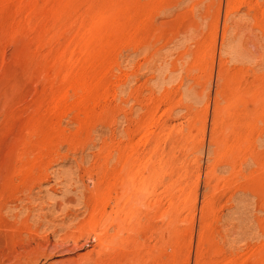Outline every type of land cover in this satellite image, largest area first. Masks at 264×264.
Here are the masks:
<instances>
[{
	"label": "rangeland",
	"instance_id": "374dc122",
	"mask_svg": "<svg viewBox=\"0 0 264 264\" xmlns=\"http://www.w3.org/2000/svg\"><path fill=\"white\" fill-rule=\"evenodd\" d=\"M0 264H264V0H0Z\"/></svg>",
	"mask_w": 264,
	"mask_h": 264
},
{
	"label": "bare ground",
	"instance_id": "6f19581e",
	"mask_svg": "<svg viewBox=\"0 0 264 264\" xmlns=\"http://www.w3.org/2000/svg\"><path fill=\"white\" fill-rule=\"evenodd\" d=\"M130 190H131V189H130ZM133 192H134V191H133ZM130 193H132V192H130ZM130 193H129V194H130ZM137 196H138V195H137ZM130 205H131V204H130ZM134 208H135V207H134ZM119 222H120V221H119ZM103 229H104V228H103ZM103 229H102V230H103ZM104 234H105V233H104ZM104 234H103V235H104ZM121 234H122V233H121ZM100 235H101V234H100ZM105 235H106V234H105ZM98 237H99V235H98ZM64 242H65V241H64ZM108 246H109V245H108Z\"/></svg>",
	"mask_w": 264,
	"mask_h": 264
}]
</instances>
